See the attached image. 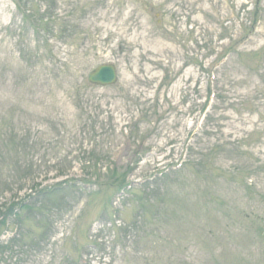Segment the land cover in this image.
<instances>
[{
  "label": "rangeland",
  "instance_id": "1",
  "mask_svg": "<svg viewBox=\"0 0 264 264\" xmlns=\"http://www.w3.org/2000/svg\"><path fill=\"white\" fill-rule=\"evenodd\" d=\"M0 214V264H264V0H0Z\"/></svg>",
  "mask_w": 264,
  "mask_h": 264
},
{
  "label": "trees",
  "instance_id": "2",
  "mask_svg": "<svg viewBox=\"0 0 264 264\" xmlns=\"http://www.w3.org/2000/svg\"><path fill=\"white\" fill-rule=\"evenodd\" d=\"M13 139V138H11ZM11 147V146H9ZM59 188L56 186H52L50 188H43L41 190H36V192H34V196H30V199H32V201L30 200V202L27 203H23L24 201H22L20 203V205L18 206L20 210H22V212L20 213V215H18V222L15 223V225L18 227L17 229H19L20 227H22V223L25 221V219L29 216H32L34 218H43L44 216H46L47 212L50 211V207H53V205L51 206H47L45 205L47 202H49L51 200V198L53 196H55L56 193H58L61 190V183L59 184ZM65 188V186H63ZM11 214H15L11 208H7V210L5 212L2 213L3 219L1 220L2 224L5 223V220L7 221H12L10 220L11 218ZM19 214V213H18ZM1 215V214H0ZM14 244V243H13Z\"/></svg>",
  "mask_w": 264,
  "mask_h": 264
},
{
  "label": "water",
  "instance_id": "3",
  "mask_svg": "<svg viewBox=\"0 0 264 264\" xmlns=\"http://www.w3.org/2000/svg\"><path fill=\"white\" fill-rule=\"evenodd\" d=\"M118 79L117 68L112 63H104L88 74L89 82L97 85H110L114 84Z\"/></svg>",
  "mask_w": 264,
  "mask_h": 264
}]
</instances>
